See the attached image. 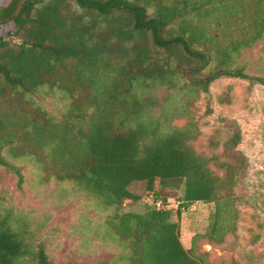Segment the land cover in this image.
Instances as JSON below:
<instances>
[{"label":"trees","instance_id":"16d2710c","mask_svg":"<svg viewBox=\"0 0 264 264\" xmlns=\"http://www.w3.org/2000/svg\"><path fill=\"white\" fill-rule=\"evenodd\" d=\"M98 27L114 45L97 39ZM261 40L264 0L0 1V166L21 179L15 161L28 157L113 208L109 224L129 264H206L196 243L223 241L232 203L221 191L244 160L198 153L193 125L154 116L153 91L166 88L167 102L207 92L221 77L264 84L238 64ZM42 91L58 94V110L34 99ZM233 132L226 147L235 151L241 130ZM138 182L152 201L144 212H120L142 198L132 190ZM166 183L179 185L176 210L161 198ZM194 202L207 204L208 220L186 247L180 218ZM0 264H52L44 243L1 205Z\"/></svg>","mask_w":264,"mask_h":264},{"label":"rangeland","instance_id":"374dc122","mask_svg":"<svg viewBox=\"0 0 264 264\" xmlns=\"http://www.w3.org/2000/svg\"><path fill=\"white\" fill-rule=\"evenodd\" d=\"M6 2L7 0H0ZM97 39L115 44L104 30L91 28ZM238 64L248 74L264 77V40L243 49ZM166 88L153 91L152 113L163 124L193 125V147L198 153L215 156L244 167L235 185L221 191L230 197L231 227L223 241L211 243L199 238L197 249L206 264H264V84L239 77H221L209 90L174 96L164 102ZM152 93V91H151ZM34 99L48 109L61 106L58 94L44 91ZM241 130V142L229 150L226 142L235 128ZM230 155V156H229ZM22 173L0 166V205L22 222L34 234L36 242L44 243L52 264H129L128 248L109 224L113 208L105 207L71 180L46 176L43 169L28 157L16 159ZM219 162L211 165L219 172ZM132 190L142 198L125 200L120 212H144L152 195H146L145 184L138 182ZM179 185L166 183L161 198L177 209ZM144 197V199H143ZM207 204L194 202L184 209L180 218L181 240L193 245V235L204 230L208 220ZM175 219H179L175 215Z\"/></svg>","mask_w":264,"mask_h":264},{"label":"built area","instance_id":"2783aa9c","mask_svg":"<svg viewBox=\"0 0 264 264\" xmlns=\"http://www.w3.org/2000/svg\"><path fill=\"white\" fill-rule=\"evenodd\" d=\"M157 204L160 205V201H158Z\"/></svg>","mask_w":264,"mask_h":264}]
</instances>
